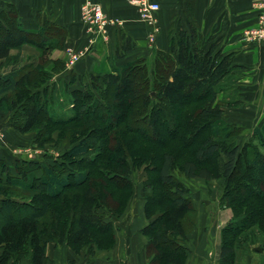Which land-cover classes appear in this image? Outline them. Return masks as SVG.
Here are the masks:
<instances>
[{
    "label": "trees",
    "instance_id": "obj_1",
    "mask_svg": "<svg viewBox=\"0 0 264 264\" xmlns=\"http://www.w3.org/2000/svg\"><path fill=\"white\" fill-rule=\"evenodd\" d=\"M38 20L41 28L31 32L23 27L15 6L0 12V63L19 59L26 44L40 52L38 63L0 74V111L14 113L11 122L16 131L36 132L39 147L52 141L56 129L73 145L52 164L19 159L15 173L0 159L5 173L0 175V264L24 260L47 264L49 243L67 244L76 254L116 244L114 221L131 200L128 158L143 150L132 145L134 153L128 151L123 144L127 132L161 141L155 129L147 135L132 126L139 118L154 127L163 118L171 134L162 143L176 141L182 148L181 153L155 152L156 166L148 172L155 169L158 176L144 181L148 222L141 232L147 237L150 264H185L191 252L188 241L196 208L189 189L175 176L176 167L187 178L225 179L222 203L234 215L221 230L219 264H237L240 250L248 254L258 245L264 262V189L251 181V175L264 172V151L252 141L234 144L231 139L239 128L219 122L225 107L239 103L223 98L234 71L244 68L234 62V54L214 45L206 48L194 29H179L168 50H153L151 61L137 58L113 66L110 72L91 74L89 84L80 77V85L68 95L71 113L57 115L49 106V80L65 67L64 61L53 58V51L65 48L68 31L47 16L38 15ZM130 48L124 44L116 57ZM50 62L52 71L46 68ZM104 123L105 137L92 145L89 133ZM254 136L264 148V126L256 128ZM112 139L117 155L110 148ZM182 153L191 158L184 159ZM138 159L137 164L144 160L140 155ZM114 170L125 182L116 189L126 193L110 188L106 177ZM156 182L161 187L158 192Z\"/></svg>",
    "mask_w": 264,
    "mask_h": 264
},
{
    "label": "crops",
    "instance_id": "obj_2",
    "mask_svg": "<svg viewBox=\"0 0 264 264\" xmlns=\"http://www.w3.org/2000/svg\"><path fill=\"white\" fill-rule=\"evenodd\" d=\"M84 1L0 0V12L15 6L23 27L28 31L38 32L41 28L38 15L49 17L68 31L65 48L53 53V58H59L65 63L64 69L53 72L58 88L62 83H71L73 78L75 84L71 86H79L80 77L88 79L91 74L110 72L113 66L149 57L153 49L168 50L172 41L177 39L179 29H194L202 35V45H214L215 49H222L224 53L232 52L234 62L244 66L242 76L245 79L242 77L241 82L249 80L256 86L264 84V38L257 39L249 34L252 29L264 26V7L259 4L260 0H149L160 5L153 24L142 20L137 5L129 0H92L101 3L107 15L119 18L122 22L108 27L106 38L95 36L92 43L90 38L93 35L87 32L81 19L80 9ZM153 31L154 40L151 39ZM126 43L132 45V48L117 58V50L122 49ZM68 48L82 50L84 53L73 66L67 64L65 51ZM38 61V50L26 44L22 47L19 64L0 68V74H7L14 67L36 64ZM47 67L52 71L53 62L48 63ZM5 133L10 140V129L6 127ZM4 158L0 148V159ZM147 222L144 201L135 207L129 204L118 219L120 226L116 244L112 248H96L93 251L84 249L76 254L67 244L49 243L47 264H150L152 257L148 254L147 237L141 232ZM207 222V216H198L197 228L189 235L188 246L191 252L185 264H219L220 243H217V232L211 226L206 228V225L198 229ZM262 256V252H254L253 248L246 255L245 264H264ZM22 264H30V261L24 260Z\"/></svg>",
    "mask_w": 264,
    "mask_h": 264
},
{
    "label": "rangeland",
    "instance_id": "obj_3",
    "mask_svg": "<svg viewBox=\"0 0 264 264\" xmlns=\"http://www.w3.org/2000/svg\"><path fill=\"white\" fill-rule=\"evenodd\" d=\"M205 47L207 48L208 46ZM152 56L153 51L147 59L150 58L149 60L151 61ZM18 64L19 59L16 60L14 58H10L0 63V68L3 69L11 65L13 67ZM46 68L48 67L46 66ZM234 72L235 73L231 76L228 81L227 93L223 95V98L228 97V99H230L231 101L238 100L239 103L237 105L225 107L223 116L219 122L222 126L236 125L239 128L235 136L231 139L234 144H239L240 146H243L245 143L252 141V143L259 146V148L264 151V148L260 146L257 138L254 136V130L258 127L262 128L264 126V84L256 86L254 82H249V80L241 82V80H239L240 76L241 78L243 77V79H245V77L242 76L244 75L242 74L243 71L237 70ZM89 81L90 78L88 77L85 82L89 84ZM57 85V81L52 76L49 80L48 95L51 112L57 115H68L71 113V106L67 102L69 100V92L72 90L71 83H62L59 88L57 87ZM220 96L222 97V94H220ZM188 109H190V107ZM13 115V112L5 113L3 111H0V148H2V153L6 158L1 160L3 162L2 165H4V167L9 168L12 173H15V166L17 160L19 159H27L35 161L36 163L52 164L53 162L61 159L63 153L70 149L73 145V141L69 136L60 137L59 131L56 129L53 133L51 139L52 141H50L43 147H39L35 143L36 132L20 133L14 129L11 122ZM132 126L136 127V129L140 128L141 133L147 135L151 134L155 129L156 133L161 138L160 142H150L146 141L145 138H143L142 136H139L137 132L129 131L127 132V140L123 142L125 146H128V151L131 154L134 153L133 151H131V147L133 148L134 146H136L143 148L140 154L130 155V157L132 158H128L132 168L130 176L132 181V188L130 195L131 200L129 204H134L135 207L140 201H144V181L149 177L155 178L158 176V172L155 169L152 170V172H148L149 169H153L156 166L155 152L158 153L162 150H172L175 153H181L182 148L180 144L176 141L162 143L164 139L169 138L171 134V128L167 125L166 121L163 118L158 122L157 126L155 127L149 120H143L142 118L133 121ZM6 127L7 129L9 128L11 132L10 135L8 134L10 140H8L5 136ZM105 131L106 123L102 124L99 129L90 132L89 135L90 137H92L90 143L92 145L97 144L99 142V139L105 137ZM135 137L136 141H133V144L129 143V139H134ZM110 148L112 153L117 155V150H115L116 147L114 139H112L111 141ZM139 155L140 157L144 158V160H141L142 163L137 164L136 160H139ZM182 157L184 159L191 158V156L186 153H182ZM2 165L0 166V175H5V173L2 172ZM115 171L116 170H114V173H109V175L106 177L107 181L110 184L109 186L116 192H119L118 194L126 193L125 190L124 192H121L122 190L119 191L116 189V187L119 185L123 187V185H125V182L120 172ZM175 176L189 189L188 196L191 197L196 208V214L192 216L194 228H197L195 227V225L198 216H207L208 222L203 223L202 226L206 225V228H210L211 226V228L217 232V243L219 244L221 240L222 228L231 222L234 215L232 208L226 207L222 203V197L225 190V179L221 178L207 181L203 178H187L184 174L181 173V171L177 167L175 170ZM234 176L235 179H237V177L239 176L238 169H236ZM251 178V181L253 183L258 182L259 187L264 189V172L259 175H251ZM160 188V184L157 183L155 191H160ZM159 214L160 213H157L155 216H159ZM212 217L213 220L211 219ZM114 223L119 229L120 225L118 224V219H115ZM204 226L199 227L198 229L204 228ZM211 240H213V238H211ZM246 255V250H240L237 255V264H245Z\"/></svg>",
    "mask_w": 264,
    "mask_h": 264
},
{
    "label": "built area",
    "instance_id": "obj_4",
    "mask_svg": "<svg viewBox=\"0 0 264 264\" xmlns=\"http://www.w3.org/2000/svg\"><path fill=\"white\" fill-rule=\"evenodd\" d=\"M131 3L137 5L139 11V17L153 24L155 21V13L159 10L160 5L156 2L149 0H129ZM259 4L264 7V0H260ZM81 19L86 25V30L91 33L93 37L90 38L91 43L94 41L95 36H103L106 38L107 29L110 26L121 24L119 18L110 17L104 11L101 3L92 0H86L81 5ZM262 24H264V16H262ZM156 32V31H155ZM249 34L257 39L264 38V26L249 31ZM151 39L154 40V31L151 34ZM67 53V64L69 66L75 65L83 56L82 50H75L68 48Z\"/></svg>",
    "mask_w": 264,
    "mask_h": 264
},
{
    "label": "water",
    "instance_id": "obj_5",
    "mask_svg": "<svg viewBox=\"0 0 264 264\" xmlns=\"http://www.w3.org/2000/svg\"><path fill=\"white\" fill-rule=\"evenodd\" d=\"M153 95H154V93H153ZM254 250L257 252H262L263 248L261 246H258V247H255Z\"/></svg>",
    "mask_w": 264,
    "mask_h": 264
}]
</instances>
